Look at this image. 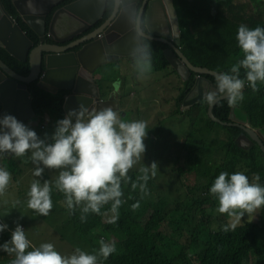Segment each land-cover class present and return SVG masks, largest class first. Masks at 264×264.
<instances>
[{
	"label": "clouds",
	"instance_id": "obj_1",
	"mask_svg": "<svg viewBox=\"0 0 264 264\" xmlns=\"http://www.w3.org/2000/svg\"><path fill=\"white\" fill-rule=\"evenodd\" d=\"M246 13L231 0H0V154L28 155L38 178L58 170L31 182L27 207L79 208L95 233L65 255L0 223V264H264V167L241 157L264 160V141L209 143L264 131V114L236 105L246 85L264 99V25ZM11 181L0 167V196Z\"/></svg>",
	"mask_w": 264,
	"mask_h": 264
},
{
	"label": "trees",
	"instance_id": "obj_2",
	"mask_svg": "<svg viewBox=\"0 0 264 264\" xmlns=\"http://www.w3.org/2000/svg\"><path fill=\"white\" fill-rule=\"evenodd\" d=\"M249 14L246 13L245 16ZM244 18V17H243ZM244 20V19H243ZM241 70V74L243 73ZM264 83L258 82V89ZM249 95L256 97L261 107L264 105V99L258 97L251 87L246 85ZM260 114H264V111ZM214 141H210L212 143ZM242 156V155H241ZM246 160L245 165L248 163V158L242 157ZM251 159H255L249 156ZM3 163L0 167L7 168L12 174V179H17L21 174L23 177L14 185H11L6 190L3 196H0V216L3 218V223L8 225V228H15L17 224L25 226H35L37 237L46 239L63 250L73 252L75 248L80 247L82 250L90 246L95 241V233L86 226L85 221L81 220V211L79 208L73 213L65 215L55 214L56 205L48 216L39 215L27 207V192L30 184L34 179H51L58 175L56 169H45L42 177H35L33 171L35 166L28 160V155L24 156L20 163H17L12 157L3 156ZM261 182V181H259ZM19 200L21 203L13 208V202ZM6 229L2 233L4 238L3 242L11 239V231Z\"/></svg>",
	"mask_w": 264,
	"mask_h": 264
},
{
	"label": "rangeland",
	"instance_id": "obj_3",
	"mask_svg": "<svg viewBox=\"0 0 264 264\" xmlns=\"http://www.w3.org/2000/svg\"><path fill=\"white\" fill-rule=\"evenodd\" d=\"M231 1L233 3H241V2L246 3L247 13L251 14V13L255 12L257 14L259 24L264 25V18L262 16L263 0H257V6L255 5V3L252 0H231ZM227 13H228L227 5L225 3H221L219 5L218 11H217L218 16L221 18H224V17H226ZM206 20L208 22L210 21L208 17H206ZM231 20L235 23H238L239 25H242V24L244 25L243 16L238 12L234 13L231 16ZM236 62H233V64ZM243 76H244V72L241 74V78H243ZM243 94H244V99L242 101L238 102L236 105L240 106V107L246 106L251 113H261L262 109L260 108L261 107L260 101L256 97L249 95L248 88L246 86L243 89ZM254 133H258L261 141H259L254 136ZM234 137H239L242 139H251V140L256 141L260 145L262 143V141H264V131H259L253 125H245L242 128H240L239 130L228 132L225 140L214 141L212 143L223 144L226 140H230ZM241 157L248 158V163H247L248 166L264 167V160L261 157H257L255 159L249 158V152H248L247 148H243V154ZM210 166H211V164H209V163L201 165L202 168H209ZM22 177H23V175L19 174L17 179H12L9 186L17 183ZM258 210L260 212H264V206H262ZM252 216H253V214H252ZM252 216L248 217V215L245 214V216L242 218V221L237 225L235 230H230L227 232V236L230 239H232L233 241H236L238 236H240L241 234L244 233V228L252 220ZM0 223H3V218L1 216H0ZM24 230H25L26 235L28 236L29 239L37 237V231H36L35 226H25L24 225ZM3 240H4V238L2 236V233H0V245H2L4 243ZM59 250L62 254H65V255L71 254V252H68L67 250H63L61 248H59Z\"/></svg>",
	"mask_w": 264,
	"mask_h": 264
},
{
	"label": "flooded vegetation",
	"instance_id": "obj_4",
	"mask_svg": "<svg viewBox=\"0 0 264 264\" xmlns=\"http://www.w3.org/2000/svg\"><path fill=\"white\" fill-rule=\"evenodd\" d=\"M57 81H58V79H57L56 77H51V78H49V79L47 80V83H48L49 85H54ZM2 157H3V155L0 154V165L3 163ZM8 157H12L17 163H20L21 160L24 158V157H15V156L12 155V154H9Z\"/></svg>",
	"mask_w": 264,
	"mask_h": 264
},
{
	"label": "water",
	"instance_id": "obj_5",
	"mask_svg": "<svg viewBox=\"0 0 264 264\" xmlns=\"http://www.w3.org/2000/svg\"><path fill=\"white\" fill-rule=\"evenodd\" d=\"M216 74L218 72H215ZM215 88V87H214ZM213 88V89H214ZM6 95H7V92H6V88L4 86H0V102L2 103V105H5V99H6ZM10 153H6L5 155L3 156H9Z\"/></svg>",
	"mask_w": 264,
	"mask_h": 264
},
{
	"label": "bare ground",
	"instance_id": "obj_6",
	"mask_svg": "<svg viewBox=\"0 0 264 264\" xmlns=\"http://www.w3.org/2000/svg\"><path fill=\"white\" fill-rule=\"evenodd\" d=\"M254 136H255L259 141H261V140H260V137H259V135H258V133H254Z\"/></svg>",
	"mask_w": 264,
	"mask_h": 264
},
{
	"label": "built area",
	"instance_id": "obj_7",
	"mask_svg": "<svg viewBox=\"0 0 264 264\" xmlns=\"http://www.w3.org/2000/svg\"><path fill=\"white\" fill-rule=\"evenodd\" d=\"M22 228H23V226H22Z\"/></svg>",
	"mask_w": 264,
	"mask_h": 264
}]
</instances>
